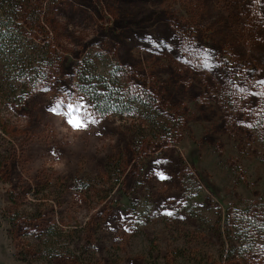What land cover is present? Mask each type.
Instances as JSON below:
<instances>
[{
	"label": "rangeland",
	"instance_id": "obj_1",
	"mask_svg": "<svg viewBox=\"0 0 264 264\" xmlns=\"http://www.w3.org/2000/svg\"><path fill=\"white\" fill-rule=\"evenodd\" d=\"M11 1L50 68L0 56V264H264V0ZM86 58L158 123L98 115Z\"/></svg>",
	"mask_w": 264,
	"mask_h": 264
},
{
	"label": "trees",
	"instance_id": "obj_2",
	"mask_svg": "<svg viewBox=\"0 0 264 264\" xmlns=\"http://www.w3.org/2000/svg\"><path fill=\"white\" fill-rule=\"evenodd\" d=\"M16 13L17 10L11 0H0V56L2 65L5 67L3 75L7 79L8 86L11 82L28 84L32 78L34 82L31 85L36 86L39 83L36 80L37 73L47 72L50 68L46 64L39 63L47 59L48 55L44 51L38 62L41 66L33 65L35 64L34 54L39 50L33 42L34 37L31 38L16 21ZM39 48L42 49V47ZM92 59L86 58L76 62V86L78 91L91 101L98 115L138 113L143 116L140 118L146 121L145 123H158L157 114L153 113L158 105L156 97L146 88L144 79L135 77L133 80L137 82L136 84L133 80L126 82L121 80V76L116 72H112L110 78L104 77L103 72H99L98 65ZM38 69L39 72H37ZM242 69L244 67L236 69L237 75ZM143 112L146 114L143 115ZM194 198L195 195L191 197L192 200Z\"/></svg>",
	"mask_w": 264,
	"mask_h": 264
},
{
	"label": "snow or ice",
	"instance_id": "obj_3",
	"mask_svg": "<svg viewBox=\"0 0 264 264\" xmlns=\"http://www.w3.org/2000/svg\"><path fill=\"white\" fill-rule=\"evenodd\" d=\"M57 107H58V108H64V109L66 110V114H68V115H73V114L78 113V112H80V111L83 110V105L80 104V103H77V102H75V101H71V102H69V103H67V104H64V103L62 102L61 104H58ZM68 123H69V124H72L73 121L70 119V120H68ZM74 126H75V127H80V126H86V125H82L80 122H77ZM159 178H160L161 180H163V179H165L166 177H165L164 175L161 174V175L159 176ZM168 214L171 215L172 213L169 212Z\"/></svg>",
	"mask_w": 264,
	"mask_h": 264
}]
</instances>
